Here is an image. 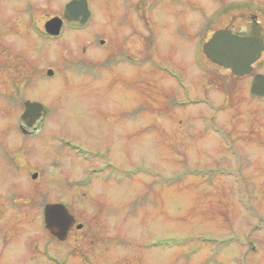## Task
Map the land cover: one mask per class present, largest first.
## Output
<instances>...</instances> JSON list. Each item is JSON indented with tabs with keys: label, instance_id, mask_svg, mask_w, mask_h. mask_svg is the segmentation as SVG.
Wrapping results in <instances>:
<instances>
[{
	"label": "rangeland",
	"instance_id": "374dc122",
	"mask_svg": "<svg viewBox=\"0 0 264 264\" xmlns=\"http://www.w3.org/2000/svg\"><path fill=\"white\" fill-rule=\"evenodd\" d=\"M42 1L30 16L0 0V264H264V100L236 95L200 41L173 37L179 17L151 11L157 41L129 36L140 64L124 68L104 62L120 45L104 9L52 42L28 25L44 23ZM188 16L193 32L201 17ZM98 32L105 46L82 45ZM83 49L96 69L77 76ZM26 99L49 111L19 147ZM58 201L82 225L64 241L42 223Z\"/></svg>",
	"mask_w": 264,
	"mask_h": 264
},
{
	"label": "flooded vegetation",
	"instance_id": "af4514ba",
	"mask_svg": "<svg viewBox=\"0 0 264 264\" xmlns=\"http://www.w3.org/2000/svg\"><path fill=\"white\" fill-rule=\"evenodd\" d=\"M25 1L26 5L23 10L31 16L34 6L30 0ZM70 1L71 0L42 1V5L44 7V17L42 20L44 23L33 19L28 20L30 29H34L37 37H40L42 40H51L53 42L62 38L67 32L84 31L88 26L87 24L90 21L92 22L91 18L94 17L92 9L95 11L94 6L96 9L99 7L100 9H104L107 15L106 23L113 27L111 28V31L113 30L116 34L115 38L117 37L120 41V45L118 44L119 42L114 46L112 45L107 54L105 49V64L109 66L112 63L115 65L125 64V66H123L124 68H127V64H130V66L132 65L133 67H139V59L131 56L133 53L128 54L127 49L129 48L124 44H126L129 36L136 37L138 42H144V37H148L149 42L151 41L152 44L155 43L157 41L155 40V36L157 35L156 29H149L148 25L151 23L147 20V17L153 22L156 18L153 19L150 12L153 10H161L158 11L157 14L163 15L161 12H164V14L168 13V15L171 14L172 17H179L183 21V23L173 26V37H176L179 41L185 43H189L191 40L196 43L200 41V53L203 55V58L209 60L215 65H218L220 68H223L232 75L233 91H235L236 95L237 92L241 93L243 90L246 92L247 98L264 100V96H252L250 93V88L255 76L264 75V0H203L202 3L198 4L191 0H148V10L144 9V0H96L97 5L94 3V0H85L87 4L86 7L88 16L83 22H81V17L76 20H67L65 18V5ZM192 8L193 10H196L197 15H200L201 17V23L196 25L193 32H191L189 28L192 21L188 16ZM53 18L60 19L58 35H50L47 33V28L45 27L46 23ZM111 23H114L115 27L112 26ZM142 23H146L145 29ZM117 30H119V34ZM143 30H146L148 35H142ZM217 32H220L222 35L225 34V36L231 39L232 50L234 49V53L231 51L232 55L238 52L237 47L240 42L257 41L259 43V56L250 64V68L247 72L240 74L238 70V73H235L225 67L222 63L216 62L209 57V53L205 51V45L209 43L212 36ZM196 33L198 36H193ZM199 35H202L203 37ZM106 43L107 40L101 37V32H98L93 35V38L89 40L88 43L82 45H89L93 47L98 46L102 48L106 45ZM84 50L85 49L81 52L84 64L79 66L80 68L77 72L75 71L76 69L74 70V74L77 76L83 72L84 69H86L85 72H92V70L96 69L95 62L84 58V56H86ZM217 52L222 53L221 50ZM225 53L229 54L227 51H225ZM243 53L245 52L243 51ZM215 54L218 55V53ZM153 64L157 68V64L159 63L154 61ZM81 69H83V71ZM165 72L170 74L167 71ZM25 101H23V104ZM45 118L37 120V124L35 126L36 129L34 128L35 130L27 129L25 125L23 126L21 122L19 123L18 130L22 134L19 147L27 144V137L37 132V129L41 126ZM15 151L16 149L7 148L6 152L7 155L10 156V160L13 163L20 161V159H16Z\"/></svg>",
	"mask_w": 264,
	"mask_h": 264
},
{
	"label": "water",
	"instance_id": "95a60500",
	"mask_svg": "<svg viewBox=\"0 0 264 264\" xmlns=\"http://www.w3.org/2000/svg\"><path fill=\"white\" fill-rule=\"evenodd\" d=\"M86 5L85 0H72L65 6V18L67 20H76L81 17V22L85 21L88 16ZM59 21L60 19L58 18L49 20L45 25L47 31L53 34L58 33L60 27ZM237 49L238 52L232 55L231 51L234 53V49L232 50L231 39L225 36V34H220V32L215 33L209 43L205 45V51L209 53V57L214 61L222 63L235 73H238L237 71L239 70L240 74H243L249 70L250 64L259 56L260 47L257 41H244L243 43L240 42ZM219 50L222 53L217 52ZM225 51L229 52V54H226ZM215 53H218V55ZM50 73L51 71H49ZM251 94L264 95V75L255 76L251 86ZM45 114L46 110L40 103L26 101L20 120L25 126L32 127L37 119L43 118ZM43 220L45 228L60 241L66 239L70 228L75 222V218L69 213L67 207L59 202L45 205ZM80 227L81 225H77V228Z\"/></svg>",
	"mask_w": 264,
	"mask_h": 264
}]
</instances>
